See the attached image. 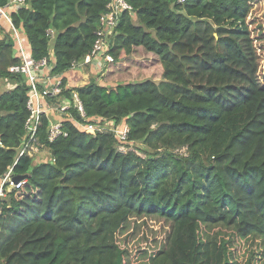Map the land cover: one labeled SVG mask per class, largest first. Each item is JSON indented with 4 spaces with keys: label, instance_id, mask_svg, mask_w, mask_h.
<instances>
[{
    "label": "trees",
    "instance_id": "obj_1",
    "mask_svg": "<svg viewBox=\"0 0 264 264\" xmlns=\"http://www.w3.org/2000/svg\"><path fill=\"white\" fill-rule=\"evenodd\" d=\"M111 1L27 0L11 20L35 61L53 49L52 75H62L91 53ZM127 2L133 10L121 15L107 73L88 71L87 84L55 101L76 91L88 118L128 126L126 145L66 117L67 137L49 142L45 116L39 143L49 159L19 158L29 88L10 72L21 63L17 43L0 34V179L12 170L28 180L2 201L0 264H126L119 235L137 219L170 225L148 264H230L231 242L208 234L218 227L264 239L262 1ZM139 52L161 66V79H115ZM6 83L12 89L2 90Z\"/></svg>",
    "mask_w": 264,
    "mask_h": 264
},
{
    "label": "built area",
    "instance_id": "obj_2",
    "mask_svg": "<svg viewBox=\"0 0 264 264\" xmlns=\"http://www.w3.org/2000/svg\"><path fill=\"white\" fill-rule=\"evenodd\" d=\"M186 0H178L183 4ZM27 0H10L7 6H0V23L8 32H11L13 42L17 43L18 57L21 63L10 68V72L23 75L26 79V85L29 88L27 109L29 117L25 124L26 137L19 152V158L25 154L30 156L38 154V158H49L47 149L41 148L39 143V133L42 126L43 118L53 115L54 112L62 116L61 120H51L49 129V142H54L57 138L67 137V133L63 129V120L66 117L73 122L78 129L83 132L92 134L113 132L118 141L126 145L128 141L129 128L125 123L117 124L113 120H107L101 117L88 118L84 110L83 103L76 91L71 93L72 99L64 98L62 103L55 101L62 100V94L66 89H74L68 83L64 85L65 75L71 72L91 71L92 74H102L107 67L114 63L115 58L110 53L112 46V38L120 23L121 15L126 11H132V6L127 0H112L107 6V12L100 18L99 30L96 33L93 49L82 61L72 65L71 70L62 75H52L55 56L53 49L50 50V57L42 61H35L32 57L31 49L27 47L23 39L22 33L17 29L11 20V14L19 8L26 6ZM2 28V27H1ZM48 37L55 40L56 32L48 31ZM72 107L78 110L82 121H74L70 113ZM48 158V159H47ZM27 178L19 182H15L10 170L4 177L0 179V213L2 201L13 190L20 189L27 184Z\"/></svg>",
    "mask_w": 264,
    "mask_h": 264
},
{
    "label": "rangeland",
    "instance_id": "obj_3",
    "mask_svg": "<svg viewBox=\"0 0 264 264\" xmlns=\"http://www.w3.org/2000/svg\"><path fill=\"white\" fill-rule=\"evenodd\" d=\"M261 1L262 5L260 7L262 8L264 6V0ZM134 22L137 21L135 20ZM0 27L4 29V26H2V22L0 23ZM7 32L8 26H6V29H4L3 32L0 31V34L4 36ZM137 57L138 60L136 61L126 62L125 67L128 68H123L124 66L118 67L116 71L119 76L113 74L114 77H121V79L129 77H136L137 79H141L143 77L153 78L154 80L161 79V66L153 64V60H151V57L149 55H145L143 52H139ZM107 69L105 70V73L103 72L104 75L107 73ZM78 74L80 76L88 77V71H81ZM94 75L95 74H93L92 76ZM103 80L105 81L104 78ZM106 81L104 82L105 84L107 83ZM108 84L109 83H107V85ZM112 84H115V82H113ZM82 85L84 84L80 83L79 85H77V87H80ZM7 89L8 85H2V90ZM133 148L134 145H132L130 150H132ZM142 220L143 219H137V221L133 220L129 229L119 235V241L121 240L123 245L127 247L130 252L129 257L126 259V264H148L149 254L154 253L158 249L162 248L167 241L170 227L167 222H164L163 220L158 218H148L145 221L147 225H145L142 224ZM204 232L207 233L206 230H204ZM218 232L221 233V235H219V239L224 238L226 241L231 242L229 246L231 252L230 264H264L263 238L251 237L248 239H240L239 237L234 235L235 232L233 230L225 227H218L216 229H213L208 234L215 237L216 233ZM146 237H148V239H146ZM146 260L147 263H145Z\"/></svg>",
    "mask_w": 264,
    "mask_h": 264
},
{
    "label": "crops",
    "instance_id": "obj_4",
    "mask_svg": "<svg viewBox=\"0 0 264 264\" xmlns=\"http://www.w3.org/2000/svg\"><path fill=\"white\" fill-rule=\"evenodd\" d=\"M81 72V71H79ZM79 72H71V73H67L65 75L67 83L70 86L76 87L77 85H79L80 83H83L84 85L88 83V81L90 80V74L88 73V77L86 76H80L78 73ZM6 85H8V89H12V85L10 83H6ZM7 87V86H6ZM52 118V120H61L60 118H62L61 115H59V113L54 112L53 115L50 116V119Z\"/></svg>",
    "mask_w": 264,
    "mask_h": 264
},
{
    "label": "water",
    "instance_id": "obj_5",
    "mask_svg": "<svg viewBox=\"0 0 264 264\" xmlns=\"http://www.w3.org/2000/svg\"><path fill=\"white\" fill-rule=\"evenodd\" d=\"M14 43V42H13ZM12 43V44H13ZM24 179V177H17V178H15L14 179V181L17 183V182H19V181H21V180H23Z\"/></svg>",
    "mask_w": 264,
    "mask_h": 264
}]
</instances>
